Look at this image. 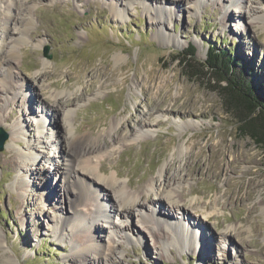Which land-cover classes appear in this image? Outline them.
<instances>
[{"label":"rangeland","instance_id":"1","mask_svg":"<svg viewBox=\"0 0 264 264\" xmlns=\"http://www.w3.org/2000/svg\"><path fill=\"white\" fill-rule=\"evenodd\" d=\"M263 12L264 0H0V77H9L0 84V130L7 133L0 150V264H73L71 247L95 216L91 200L80 207L86 220L64 223L79 190L60 148L70 138L52 102L57 93L62 100L77 96L66 110L73 133H89L88 146H101L92 162L126 187L140 183L127 190L144 198L143 212L96 218L90 233L111 256L89 253L85 261L77 257L79 264H264V151L238 131L213 74L177 56L192 45L203 61L209 47L225 48L238 59L235 69L244 67L258 86ZM43 71L50 75L39 77ZM141 120L151 124L149 132ZM114 122L124 129L114 130L119 140L112 143ZM28 151L36 162L14 158ZM162 180L173 201L162 198L155 207L144 192L153 182L162 190ZM171 201L188 215L173 211ZM103 205L115 207L110 200ZM172 216L187 236L196 233L197 245L183 241ZM61 223L63 234L56 232ZM154 231L164 234L157 244Z\"/></svg>","mask_w":264,"mask_h":264},{"label":"bare ground","instance_id":"2","mask_svg":"<svg viewBox=\"0 0 264 264\" xmlns=\"http://www.w3.org/2000/svg\"><path fill=\"white\" fill-rule=\"evenodd\" d=\"M113 11L118 13V8H113ZM264 16V12L262 13ZM256 18V17H255ZM260 18V17H257ZM164 28V27H162ZM24 34L25 33H21L20 38L21 39H25L24 38ZM166 42H171L173 43L175 46H181V44L176 43L175 39L172 38H168L166 40ZM6 53L7 56H14V52H12V48L5 50L4 51ZM1 60V59H0ZM115 60L119 61L121 60V57L119 55L115 56ZM7 62V61H6ZM11 61L9 60L6 65L8 66L9 63ZM101 72V71H100ZM50 75V72L48 71H43L39 74V77H46ZM9 78L7 75L0 77V84L1 85H6L9 83L8 79ZM51 85H53V83H51ZM5 86V87H6ZM59 94H54L52 95L53 97V105L59 109V107L61 108V110L63 111V116H64V120L66 122V129H67V133L69 134V141L66 142L65 140H61V144H60V148L63 152V155H65L67 157V160L70 161L72 163L68 165V170H70L71 172H73V176H72V184L74 186H76L79 190V192H77L78 196L73 199L72 201V216H68V213L65 215L64 218V223H68V225L70 226H77L78 224H80V222L86 220V216H84V214L81 213L80 207L81 206H85V204L89 201H93L95 204L94 205V209L93 212L95 214L94 217H91L89 219H87V226L83 227L81 226V231H82V237L80 238L79 242L73 247H71V251L72 253H70L72 256V262L73 264H79L78 263V258L79 257L82 261H85L88 258V254L92 253L95 255L96 258L100 259L104 256H108L110 258L111 253H110V248H106L109 252L105 253V248H101L100 243L98 242V240H96L94 238V236L91 235V231L90 229L95 225L94 222L96 221V218L98 217H105L108 218V215H110V213H112V215L116 216V217H129L130 213H132V211H139V212H143V206H144V198H141V196L138 193H134L131 192L129 190H127L128 186H133L136 188L141 187L142 185L140 183H135V182H129L128 186L126 187L125 184H123L122 182H119L115 176L113 175H109L106 176L104 175L102 172H104L106 170L105 165H103L102 162H99V165H96L95 163L92 162L91 158H90V154L93 153H99L101 151V146L100 145H91L88 146L90 144V142L93 140L94 137H92L89 133H85V134H75L73 133V129H74V124L73 122L70 120L69 118V113L70 111H68V109L66 110L67 105L70 104V101L72 102L73 100H75L77 98V96L75 97H68L62 100V98H59ZM169 110V109H167ZM65 113V115H64ZM46 114L44 118V122L43 125L46 124ZM51 121L55 122V118L52 117ZM50 121V123H51ZM53 122V125H56ZM138 124L141 127H145L146 130L149 132L150 130V126L147 125H151L150 123H144L142 120L140 122H138ZM121 126V125H120ZM119 126V127H120ZM123 126V125H122ZM118 127V123L114 122L111 124V128L109 130V135H110V139L112 141V143L118 141L117 138H115L113 136L114 130H115V134L119 135L122 131V129H124L123 127ZM187 126H189L188 124L186 125H182V129L187 128ZM144 131V129H143ZM146 133V132H145ZM124 140V139H123ZM94 142V141H93ZM72 143H76V145H78L77 147H73ZM103 146L109 145V139L104 138L102 140ZM40 144H42L43 146H46V142H41ZM102 146V147H103ZM63 147V148H62ZM94 155V154H93ZM24 157L25 160L22 158ZM14 158L16 160H18L19 162H24L26 165H29L31 162H34L37 158L38 155L33 153L32 151H28V152H22V156L20 155H14ZM23 160V161H22ZM36 162V161H35ZM67 165V163H66ZM44 170V168H43ZM42 170V171H43ZM42 171L39 172V175H42ZM80 173V174H79ZM82 174H90L92 176L91 180H86V178H84V176H82ZM77 175L79 176V178L77 177ZM66 180V178H65ZM163 183V189L161 190L160 186L161 183L157 184V182H153L152 185L150 184L151 188L150 190L144 192V197L150 202V203H154V206H158V202L160 201V199L162 198H167V199H171L172 197L170 196V193L167 191V189H164L165 185V180H162ZM23 182V181H21ZM152 182V181H151ZM24 183V182H23ZM40 184H44L45 183V179L44 176H42L41 180L39 181ZM79 186V187H78ZM142 188V187H141ZM60 189V188H59ZM103 192V195H101L100 193ZM152 192L154 194L155 197H153L152 195H149ZM42 200L45 198L46 201H52V198H49V196L47 194L42 193ZM108 200H110L113 204H115V207L110 211L108 208L104 207V203L108 202ZM173 201V200H172ZM170 202L171 203V209L173 211L179 210L181 211V215H188V212H186V207L182 206V205H178L182 206L180 208H177V206L173 205L175 204V202ZM170 205V204H169ZM191 205V203L189 204V206ZM155 210V209H154ZM106 212V213H104ZM262 212L264 214V208H262ZM177 214V213H176ZM143 215V219H145V217H148V214H142ZM202 215L208 219V217L210 216L209 213L206 212H202ZM174 217V223L175 226H181L182 227V233L184 236L183 241L184 242H192L193 245H197V239H196V233L192 232V234H189V236H187V229L184 227V224L180 222V217L178 218L177 216H172ZM195 224H201L202 225V220L198 221L196 218H194ZM64 223L59 224V226L56 229V232H59V234H63L64 231L66 230ZM197 224V225H198ZM128 225H125V227ZM149 228V225H147ZM150 229H153V227H150ZM131 230V229H130ZM135 230L138 231V229L135 228ZM163 232V230H161ZM95 232V230H93V233ZM227 234H225L224 236H226ZM239 235V233L237 234ZM152 236L154 237L155 241L154 244L158 243V237L164 236L163 233L160 232H156L154 231L152 233ZM102 245V244H101Z\"/></svg>","mask_w":264,"mask_h":264},{"label":"trees","instance_id":"3","mask_svg":"<svg viewBox=\"0 0 264 264\" xmlns=\"http://www.w3.org/2000/svg\"><path fill=\"white\" fill-rule=\"evenodd\" d=\"M194 52V47L189 45L183 54L177 55L179 61L190 64L192 60L195 63L190 66H197L203 74H213L221 86L226 109L237 118L238 131L252 138L264 151V81L253 85L244 67L235 69L238 59L225 48L209 47L203 61L196 60Z\"/></svg>","mask_w":264,"mask_h":264},{"label":"water","instance_id":"4","mask_svg":"<svg viewBox=\"0 0 264 264\" xmlns=\"http://www.w3.org/2000/svg\"><path fill=\"white\" fill-rule=\"evenodd\" d=\"M44 56L50 58V54H48V46L43 47ZM7 139V133H5L2 129L0 130V150L3 148L4 141Z\"/></svg>","mask_w":264,"mask_h":264}]
</instances>
